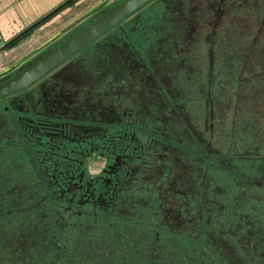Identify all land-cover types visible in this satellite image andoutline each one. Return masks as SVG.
Segmentation results:
<instances>
[{
  "label": "flooded vegetation",
  "instance_id": "af4514ba",
  "mask_svg": "<svg viewBox=\"0 0 264 264\" xmlns=\"http://www.w3.org/2000/svg\"><path fill=\"white\" fill-rule=\"evenodd\" d=\"M230 44L223 63L238 68L235 94L238 102L249 99L251 106L243 108L247 114L242 118L223 116L225 103L214 97L211 83L216 46L228 49ZM204 91L205 116L200 106ZM226 123L231 129L225 152L218 144ZM239 127L256 133L236 139ZM262 144L264 0H153L28 89L0 99V235L17 227L36 240L39 225L29 224L22 209L18 212L25 220L15 218L20 223L9 227V206H18L24 192L34 194L24 183L25 168L47 160L42 172L50 200L67 203L64 212L85 215L88 225L99 223V211L114 218L153 217L155 240L162 237L168 248L164 234L182 237L196 228L190 203L201 198L203 183L208 192L213 185V206L228 211L227 223L247 225L246 211L264 215ZM11 147L20 151L19 181L9 172ZM94 154L106 167L102 176L88 179L81 166ZM207 169L221 171L230 185L215 187L214 179L200 182L201 171L206 175ZM208 192L204 190V197ZM81 206L91 210L80 211ZM30 214L35 216L30 222H37L36 205ZM247 234L254 238L248 241H264L262 231ZM244 238L237 242L243 245ZM213 242L231 264H243L235 242L215 232ZM221 243H227L231 257ZM242 254L250 256L249 251Z\"/></svg>",
  "mask_w": 264,
  "mask_h": 264
},
{
  "label": "rangeland",
  "instance_id": "374dc122",
  "mask_svg": "<svg viewBox=\"0 0 264 264\" xmlns=\"http://www.w3.org/2000/svg\"><path fill=\"white\" fill-rule=\"evenodd\" d=\"M120 1L122 0H89L87 4L89 7L88 10L84 14H80L78 11L79 17H76L78 14L75 15V13H66L67 15H64L65 17L62 15V17L58 16L54 19V24H59L55 28L56 30L46 31L51 29H46L47 26H38L35 28L32 36L22 45L11 51L0 52V78L14 74V72L23 65L36 60L55 45H58L70 35L76 33L80 28L92 20L95 15H100L106 9ZM75 4L71 7H74ZM68 16H70L71 19H69ZM17 36L18 35L6 36L5 38L0 36V39L3 37L1 40L4 43H8ZM220 46H216L214 51L217 61L213 66V81L211 82L213 84V94L214 97L223 100L225 103L223 109L224 117H231L235 113V115H238V118H242L243 112L247 114V110L243 108L251 107L248 105L250 101L249 99L243 101L240 99V102H238V95L235 94V87L238 84L239 77L238 68L232 70L223 63V58H226L225 55L230 51L233 45L230 44L228 49ZM207 78L208 75L204 74L202 83L204 86L209 84L206 81ZM251 81L254 82L255 80L252 79ZM243 87L242 85L240 91H242ZM240 96L244 97L246 94H240ZM206 98L207 94L206 91H204L202 93L200 105L203 116H205V108L207 105ZM226 126L227 127L221 129L223 139L222 143L218 144L223 150L225 149V152L228 144V141H225L226 134L228 135L231 129L230 123H226ZM240 129L241 127H239L238 131L235 133L236 139L246 137L250 132L256 133L252 130L247 132ZM260 146L262 149L264 148V144ZM189 148H186V151H188ZM19 152L20 151L17 149L10 148L12 162L10 163L9 172L13 171L12 176L18 179V181L21 179V163L16 161V156L20 154ZM76 158L79 157L77 156ZM25 163H27V161ZM44 163L46 165L49 164L48 160L46 162L42 161L41 163L35 161L31 163V166L29 165V167L25 168V176L27 178L24 183L26 187L30 186L31 192H34L35 195L24 192L25 195L22 198V202L19 204L20 206H9L10 213L8 217L10 221L9 227H11V223L12 225L20 223L19 221H15V218H20V221L29 218L27 220L29 224L39 225V234L36 236V240H34L33 234L22 229L18 230L16 227L8 230L9 233H5V235L2 236L0 235V264H101V261L109 259L107 257L112 258L114 261L112 264H231V259H227L224 254H222V249L216 250L218 244L213 242V232H215L216 235L222 233V236L227 240L229 239L235 242L234 244L237 245V250L242 260L239 258L237 259L242 261L243 264H264V241L258 239L248 241L249 238H254L250 237L248 234L246 235L247 232L255 234L257 231H262L264 235V215H261L259 212H256L255 215L252 213L251 215L249 212L252 211H246L245 213H248L250 216L246 221L248 222L247 225L243 223L241 227H237L233 222L227 223L226 212L228 211L225 209L220 210V207L213 206V185H209V192L207 189L201 187V198L198 197L197 203H190L191 214L198 222L196 228H194V226L193 229L189 228V230L183 232L182 237L173 235L171 232L164 234L169 240L165 242L168 247L166 248L165 245L161 243L164 241L162 237L159 241L155 240V234L158 228L154 224H151V222L155 221L153 217H148L147 220L142 221V218L133 219L132 217L135 216L131 217V215L121 214L117 218H114L115 216L113 214L99 211V216L102 218L98 220L99 224L96 225L92 220V224L88 225L85 221L86 219H84L85 215L80 218V216L77 215L70 216L69 213H72L71 211L69 213L64 212V209L68 208L70 205L60 200L52 202L49 198L48 193L50 188L47 187V178L44 172H42L44 171ZM35 167L37 171H39L38 174L41 177V181L37 180L39 176H35L36 174L34 175L32 173ZM105 167L104 161H101L98 155L94 154L91 155L86 162L84 161L81 166V171H83L89 179L102 176ZM19 168L20 175L18 173ZM201 172L203 181L200 180V182L214 179L215 183L218 181L215 187L223 188L230 185L224 180V174H221V171L216 173L207 169L205 170L206 175L204 171ZM72 183L76 184L77 181H73ZM38 184L40 186H36ZM9 185L10 187L14 186L12 182L9 183ZM204 190L208 192L205 197L203 194ZM77 194H80V192ZM30 195L33 197L29 198ZM14 196L15 195L11 194L10 198ZM57 197L60 198L59 193H57ZM16 202L18 203L17 200ZM35 205L38 210V221L31 223L30 221L33 220L35 216L34 214L31 215L30 212L35 210ZM137 208L145 212L144 208L139 206ZM21 209L24 211L23 216L25 219L19 215L18 211ZM72 209L75 210V206H73ZM47 210H51L52 212ZM79 210L85 212V210L91 209L81 206ZM199 210L201 211V218L197 220ZM216 211H219L222 215H218ZM188 218L189 217L186 216V219ZM50 219L55 220L51 222V226L56 233L46 236L43 230L44 224L46 222L49 223ZM242 221L245 222V220ZM21 224L25 226L24 223ZM187 225L192 226L191 224ZM99 226H102V228L99 229ZM47 227L48 224L45 228ZM75 231L78 232V235H74L77 237L76 240L72 239V236H70V233L72 234ZM231 234H237V236ZM194 236H197V239L194 238ZM243 236L245 237L244 239H247V242L240 245L237 241L238 238L242 239ZM42 239L45 240L41 242ZM68 239H70V242H68ZM63 245L66 246L65 250H62ZM254 248L258 250L256 251ZM245 251H249V257L246 254H242ZM68 257H71L73 261L71 262Z\"/></svg>",
  "mask_w": 264,
  "mask_h": 264
},
{
  "label": "water",
  "instance_id": "95a60500",
  "mask_svg": "<svg viewBox=\"0 0 264 264\" xmlns=\"http://www.w3.org/2000/svg\"><path fill=\"white\" fill-rule=\"evenodd\" d=\"M78 1L72 0L66 5L71 7ZM151 1L153 0H122L108 8L102 15L87 23L68 39L36 60L20 67L13 76L0 80V99L28 89ZM38 25L29 28L8 43H4L0 39V52L22 45L32 36ZM201 187L205 188L204 183ZM220 245L231 257V249L227 246V243H221Z\"/></svg>",
  "mask_w": 264,
  "mask_h": 264
},
{
  "label": "crops",
  "instance_id": "0c3cea01",
  "mask_svg": "<svg viewBox=\"0 0 264 264\" xmlns=\"http://www.w3.org/2000/svg\"><path fill=\"white\" fill-rule=\"evenodd\" d=\"M71 1L72 0H0V36L5 38L6 36L20 35L60 9L50 20L40 24L42 26H47L46 29H51L46 31L56 30L55 28L59 24H54L55 21L53 20L58 16H66V13H75V15H77L78 11L80 14H84L89 8L87 6L89 0H79L75 4V8H64V6ZM76 17H79V14ZM68 18L71 19L70 16H68ZM3 37H1V39Z\"/></svg>",
  "mask_w": 264,
  "mask_h": 264
},
{
  "label": "trees",
  "instance_id": "16d2710c",
  "mask_svg": "<svg viewBox=\"0 0 264 264\" xmlns=\"http://www.w3.org/2000/svg\"><path fill=\"white\" fill-rule=\"evenodd\" d=\"M67 7V5H65L64 6V8H66ZM60 10V9H59ZM59 10H57V11H59ZM56 11V12H57ZM56 12H54L53 13V15L54 14H56ZM52 14H51V16H49L48 18H45L43 21H41L40 23H39V25L40 24H42V23H44L45 21H47V20H49L52 16H53ZM37 28V27H36ZM48 224V227L45 229V227H44V229L45 230H47V233L45 232L44 234L46 235V236H50V235H52V232H54L55 230H53L51 227V221L49 222V223H47ZM99 224V223H98ZM98 224H96V225H98ZM65 228V227H64ZM100 228H102V226H99V229ZM63 231V230H62ZM54 233H56V231L54 232ZM74 235H78V232L77 231H75V232H73L72 234L70 233V236H72V239H74V240H76L77 239V237H75ZM58 238V237H57ZM70 238V237H69ZM42 241H44L43 239L41 240V242ZM68 242H70V239H68ZM65 248H66V246H62V250H65ZM69 258V260L72 262L73 261V259L71 258V257H68ZM107 258H109V259H107L106 261L105 260H103V261H101V264H112L114 261L112 260V258L111 257H107ZM110 260V261H109Z\"/></svg>",
  "mask_w": 264,
  "mask_h": 264
},
{
  "label": "bare ground",
  "instance_id": "6f19581e",
  "mask_svg": "<svg viewBox=\"0 0 264 264\" xmlns=\"http://www.w3.org/2000/svg\"><path fill=\"white\" fill-rule=\"evenodd\" d=\"M45 240V239H44Z\"/></svg>",
  "mask_w": 264,
  "mask_h": 264
}]
</instances>
